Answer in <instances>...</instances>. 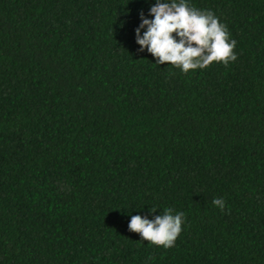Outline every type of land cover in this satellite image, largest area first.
<instances>
[{"label":"trees","instance_id":"1","mask_svg":"<svg viewBox=\"0 0 264 264\" xmlns=\"http://www.w3.org/2000/svg\"><path fill=\"white\" fill-rule=\"evenodd\" d=\"M155 2L0 0V264H233V187L264 264V0H188L238 58L186 74L135 42ZM165 208L174 247L128 230Z\"/></svg>","mask_w":264,"mask_h":264},{"label":"clouds","instance_id":"2","mask_svg":"<svg viewBox=\"0 0 264 264\" xmlns=\"http://www.w3.org/2000/svg\"><path fill=\"white\" fill-rule=\"evenodd\" d=\"M148 15L152 19L140 13L135 42L140 51L146 48L159 65L171 64L186 74L189 70L205 69L213 62L227 67L238 58L234 52L237 41L230 39L227 26L210 10L192 7L188 0H156ZM141 29H144L142 35ZM212 204L221 211L226 206L223 197L213 198ZM156 209L152 207L149 212ZM173 212L172 208H165L151 220L133 215L128 230L154 246L170 249L175 246L185 219L184 212Z\"/></svg>","mask_w":264,"mask_h":264}]
</instances>
